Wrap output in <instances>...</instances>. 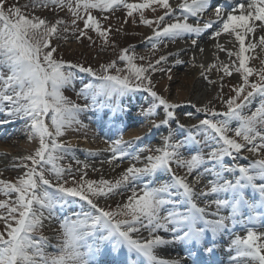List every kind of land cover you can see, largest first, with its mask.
I'll return each instance as SVG.
<instances>
[{"label":"snow or ice","instance_id":"obj_1","mask_svg":"<svg viewBox=\"0 0 264 264\" xmlns=\"http://www.w3.org/2000/svg\"><path fill=\"white\" fill-rule=\"evenodd\" d=\"M157 6L164 10L163 15L155 20L146 19L144 10L155 12ZM22 7L66 9L73 18L72 30L79 33L78 40L81 37L91 40L87 35L90 30L105 38V43L111 29L102 28L100 20L93 15L94 11L100 13L102 19H107L104 13L120 8L126 10L128 17L139 13L140 23L152 28L153 34L146 40L153 52L165 41L175 42L185 35L199 37L202 32L214 27L210 39L216 40L222 34L234 36L239 45L238 51L227 50L220 43H216L215 47L226 51L229 58L235 56L238 66L234 61L219 66L213 63L206 69L203 64L200 65L202 75L204 71L216 69L224 76H231L234 69L242 81L232 89L234 96L221 99L226 111L217 112L207 106L196 109L197 112H204L205 118L198 125H193L195 135L193 130H189L187 139L200 144V137L203 143L211 144L207 157L190 153V158L185 159L180 151L185 143L173 140L170 130L163 140V147L156 148L155 155L146 156V162L141 167L137 166L139 153L126 151L123 147L126 142L121 136V139L110 142L112 156L107 162L111 164L113 160L131 156L136 163L131 164L114 182L103 177L99 180L86 179L87 172L83 171L79 180L73 176L72 186H66L69 180L65 173H70L72 169L70 165L64 168L59 162L72 149L59 142L58 138L65 129L80 124L79 114L88 108V105H78L63 95L62 90L73 81L71 70L75 68L88 73L100 82L98 85H85L77 93L85 99L91 96L94 103L96 97H105L115 104L128 93L148 92L153 104L146 115H155L158 107L164 110V118L159 124L154 123V127L159 128L169 126L176 119L177 105L158 96L152 90L154 85L150 79L151 74L158 70L157 66L166 62L168 56L161 55L154 62L138 65L135 63L137 56L130 54L129 49H123L118 59L124 63V68L117 67L116 61H112L101 65L99 73L91 67L58 60L52 41L60 38V26L65 23L64 20L50 22L36 15L29 17L22 12ZM211 7L212 0H180L177 5L180 15L177 16L169 0H142L138 3L127 0H29L24 5L17 0L7 9L4 0H0V106L5 107L7 115L26 119L31 128L29 139L39 141L33 154L19 158L22 163L18 167L24 171L14 183L0 179V194L8 197L15 194L14 200L0 201V209L7 210L0 213V220L5 223V232L0 233V264H95L96 255L104 248H110L117 255L126 250L129 259L134 254L138 258L135 264H180L176 260L161 258L157 249L180 242L189 245L186 251L190 256L195 247H203L211 257L214 255L213 247L203 244L208 233L215 238L217 234L230 231L229 220L234 221L242 208L247 207L250 212H255L257 207L264 209V58H260L261 67L256 69L249 67L248 61L257 57L246 55L258 46L264 52V36L260 37L259 44H246V37L257 27L264 31V0H238L230 10L215 7L214 19L201 20ZM190 17H196L197 22L189 23ZM78 21L83 22L82 29L78 27ZM63 31L68 32L69 28L65 27ZM191 43L196 45L197 39H192ZM164 46H167L166 43ZM139 59L145 60V57ZM176 63L182 61L177 59ZM112 69L116 70V75L111 74ZM121 72L124 75H120ZM254 74L256 80L250 81ZM253 100L259 102L254 109H250ZM120 111L123 109L116 105L115 112ZM177 127L183 126L177 123ZM243 151L257 158L247 165L235 163L248 159L240 155ZM226 158L234 163L227 164ZM24 161L30 162V166ZM76 163L80 164V161ZM173 163L185 168L186 175L172 173ZM206 163L211 167L205 171L215 179H210L209 190L199 195L203 197L222 192L228 197L213 201L217 211L212 213L198 205L197 194L188 182V177ZM88 167L86 163L82 165L85 170ZM160 170L172 173L170 183L159 186L147 181L142 185L137 183ZM225 173H231L234 179H226ZM201 178L202 175L198 174L194 183H199ZM249 189L258 195V200L255 196L251 199L246 196ZM126 192L131 194L118 202L115 208L107 204L111 197L124 196ZM74 205H79L80 211L64 216L59 224L60 243L54 253H46L47 239L33 236L42 227L45 211L48 218H52L55 209L64 211ZM222 207L231 209L229 216L219 214ZM161 231L170 235L162 236ZM231 250L235 251L234 261L264 264V232L246 229L245 235H235L231 239ZM208 264L213 262L209 260Z\"/></svg>","mask_w":264,"mask_h":264},{"label":"rangeland","instance_id":"obj_2","mask_svg":"<svg viewBox=\"0 0 264 264\" xmlns=\"http://www.w3.org/2000/svg\"><path fill=\"white\" fill-rule=\"evenodd\" d=\"M225 1V0H222ZM129 2V1H127ZM142 2V0H135V3ZM170 2V1H169ZM15 3H17V0H4V7L5 9L13 6ZM18 3L20 5H24L29 3V0H18ZM233 4L226 3L224 6L226 7V10H230L231 6ZM213 6V5H212ZM22 12L25 15H28L31 17L32 15L39 16L41 18L47 19L50 22H55L56 19H62L64 20V24L60 26V38L54 39L52 41L53 47L57 49V51L54 53L55 57L58 60H63L65 62L71 63L73 65H81L83 67H91L93 70H96L99 73V69L101 65H106L108 63H111L112 61H116L117 67L124 68V63L118 59L119 54L121 50L123 49H129L130 54L134 53L136 56H143L145 55L146 48L143 46V38L140 34L145 31V33L149 36H151V32L148 30L147 26L140 23V15L139 13H134L132 17H128L126 15V10L123 8L117 9L115 12H108L104 13V16H107V19H102L101 14L98 12H93V15L97 16V18L100 20V23L102 25V28L104 29H111V31L108 33L107 36V43H105V38L100 37L96 32L88 31L87 35L91 37V40H89L87 37H81L79 40L77 39L78 32H74L71 27L72 22V16L70 13L67 12L65 9L64 11H60L59 9L53 10L51 8H36L33 9L32 7L23 8ZM164 10L159 8L157 6V10L153 12L151 9H145L144 10V17L149 20H155L156 17L163 15ZM51 14L52 18L48 17L47 15ZM168 19V18H166ZM126 21V22H125ZM79 28H83V22L78 21L77 22ZM65 27L69 28L68 32H64L63 29ZM155 27V25H153ZM224 40V42L228 45H230V49H233L235 51H238V43L235 42L234 36H222L220 37V40ZM166 43V47L164 46ZM169 48V44L165 41L164 43L160 44L157 54L154 56H146L145 60H140L137 58L135 63L138 65L146 64L147 62L151 61L154 62L156 59L159 58V56L164 55L165 50ZM141 49V50H140ZM258 49L256 48L254 51H250L248 56H255L256 59H249L248 66L253 67L256 69H259L261 67L260 64V58H264V52L263 56H260L258 53ZM211 57V51H210ZM194 55L193 54H186V61L182 63L180 66L175 69L178 73H176V76H179L180 74H184V67H187L189 64L193 63ZM234 62L238 66V61L236 60V57L234 56ZM213 63H215L217 66L222 64L218 60H214ZM166 62H162L161 65H158V70L153 72L151 74V81L154 87H152V90L157 93L158 96L159 93L157 92V85L159 82V79L163 75L165 71ZM163 69L162 71L159 69ZM73 72V81L71 84H69L67 87H65L63 91V95L66 96L71 102L76 103L78 105L84 106L88 105V108L86 111H83L79 114L78 119L83 122L85 118L93 119H106L109 114V110L111 109V104L107 98L105 97H96L95 103L93 102V99L91 96L88 97V99H85L83 96H78L77 93L81 91L82 88H84L85 85H98L100 82L96 80L94 77L89 75L88 73L79 72L77 69H72ZM216 77V80L214 82H210L209 76L204 75L201 81L207 88H209L208 93V99L207 101L203 102L201 105L196 106L195 103L190 101V99H187L183 104L182 107L178 110V108L175 109V116L176 119L170 122L169 126H161L159 128L153 127L154 132L152 133L154 136L149 138V133H147V139L142 141H135V143L129 147V152L132 154L139 153L140 156V162L137 164V166H143L145 161V157L148 155H155V149L163 147V142H159V140H164V138L167 136L168 132L171 130L173 132V140H179L185 143V147L181 148V154L185 159L190 158V153H200L207 157L208 152L211 150L212 145L211 144H205L203 143L202 138L198 137V139H201L200 144H196L193 141H190L187 139L189 135V130H193V125H198L199 121L201 119L205 118L204 112H197V108H204L207 106L209 109H214L217 112L226 111V107L221 103V99H228L231 96H234L235 93L232 91L234 87L239 86L240 83H242L240 79L239 73H237L234 69L232 70L231 76H224L222 72H218L216 69H213ZM6 74V72L4 73ZM111 74L116 75L117 72L115 69L111 70ZM120 75H124L123 72L119 73ZM205 76L208 78L205 79ZM250 81H255L256 76L255 74L251 76ZM162 97V96H161ZM172 100H168V102L172 103L175 101V95H170L169 97ZM165 99V98H164ZM258 100H253L252 103L249 105L250 109H254L257 104ZM124 103L132 104L134 103V106L129 107L128 111L127 109H123L121 111V114L123 117H131L134 120L133 125L134 127L137 126H143L145 129H147V125L153 126L155 124H159L160 121L164 118V110L162 107H158L155 109V115H146V112L149 108L152 107L153 101L152 97L148 94L146 91H136L128 93L127 95H124L120 97L117 100V105L120 107H123ZM4 120H13V123L19 122L21 123V129L23 132L28 134V131H26L28 121L24 118L17 117V116H9L6 113L5 107L0 106V121ZM131 121V122H132ZM177 123L179 125H182V128L177 127ZM132 123H130L127 126H131ZM235 122L233 123V127H235ZM6 127L0 126V130L2 132L4 131ZM129 127H127L128 129ZM125 129V130H127ZM160 129V130H159ZM105 137L101 136L102 140H105L108 144H110L111 141L116 140V135H109ZM151 134V133H150ZM193 134L195 135V132L193 130ZM229 135H232V133H229ZM106 138V139H105ZM59 139V138H58ZM238 142L243 143L242 140H239ZM38 140V139H37ZM67 146L66 143L62 142ZM39 141L37 143L38 147ZM126 151L127 145L123 146ZM110 149V148H109ZM140 149H144V151H139ZM36 150V149H35ZM77 150V149H76ZM72 150L64 160L60 161L59 163L67 169V167L70 165L72 171L70 173L66 172L65 176L69 180V184L66 186H72L71 179L74 176L77 180H79V177L83 171L87 172L86 179L91 180H99L101 177L104 179L115 181L118 179L125 170L118 171L116 173H113L111 176L104 175L102 173V170L99 169V171H93V168L90 167L89 162L83 157V154L80 151ZM31 155V152H24L22 154L14 155L12 162L9 160L8 156L0 154V179L9 181V182H15L16 178L20 176L24 169L22 167H18L19 164L22 163L21 159L22 157ZM110 155L112 154L108 153L105 154V157H107V161L110 159ZM242 157H248V159H240L236 161L235 163H240L243 165H247L252 160H255L257 157L248 153L247 151H243L240 154ZM14 160V161H13ZM79 160L80 164H77L76 161ZM229 161V162H228ZM115 160L112 161L114 163ZM226 162L229 163V165L233 164L234 162L230 158H226ZM24 163H28L30 166V162L24 161ZM88 164L89 167L85 170L82 168L83 164ZM108 163V162H107ZM127 163L129 165L136 163V161L131 159V156L127 159ZM109 164V163H108ZM5 165V166H4ZM3 166V167H2ZM211 167L210 164H205L201 169H198L192 173L191 176L188 177V182L190 185L194 188V191L200 193L202 191H208L205 190V187L203 185H206L208 183V179H205V177L209 176V172L205 171L206 168ZM77 169H80V171H77ZM98 169V168H94ZM172 173L178 175V176H184L186 175V169L185 168H179L176 166L175 163L172 165ZM172 173H169L165 170L158 171L154 176L150 177H144L141 181H138V184H141L144 181H147L150 184H153L155 186H159L162 183H170L171 182V175ZM202 175V178L199 183H194V177L197 175ZM211 174V173H210ZM213 176V175H212ZM51 179V177H49ZM214 180V179H213ZM53 183L55 181L53 180ZM130 192H126L124 196L116 195L111 197L107 204L110 205L112 208H115L117 203L124 200L127 195H130ZM215 194H210L207 196H203V198H210L209 200L213 201L212 198ZM179 199V197H176ZM15 194H12L11 197L5 196L3 194H0V201H6V200H14ZM205 201V200H204ZM203 201V202H204ZM199 202L202 203V200ZM207 202V200H206ZM101 204L104 205V200L101 199ZM203 206V205H201ZM206 209L210 210L208 205ZM167 207H171V205H168ZM73 208V209H71ZM58 209V208H57ZM57 209L54 210V215L52 218H48V213L45 211L44 216L45 219L42 221V227L37 231L33 233V236L36 238L39 237H45L47 239V245L44 249L46 253H54L56 251V246L60 243V237H61V231H60V221L64 218L57 216ZM69 214H64L65 216H70L73 211L79 212L80 206L74 205L70 207ZM217 209V207H215ZM223 210V209H222ZM221 210V211H222ZM6 209H0V213H6ZM14 226V222H13ZM5 232V223L3 220H0V233ZM161 234L164 232L161 231ZM146 236L147 233H144ZM170 234L164 233V236H169ZM167 244V245H172ZM177 257V256H176Z\"/></svg>","mask_w":264,"mask_h":264},{"label":"bare ground","instance_id":"obj_3","mask_svg":"<svg viewBox=\"0 0 264 264\" xmlns=\"http://www.w3.org/2000/svg\"><path fill=\"white\" fill-rule=\"evenodd\" d=\"M131 3H135V0H127ZM173 10L175 11V14L177 16L180 15V10L177 8L178 3L180 0H169ZM238 0H212V7L207 11V13L201 17V20H209L214 19V9L215 7H223L226 8L224 5L226 3L235 4ZM171 22V21H169ZM189 23L195 24L197 22L196 17H190ZM259 24V22H256ZM148 30L151 32V35L153 34L152 28L147 27ZM215 30V27L213 29H210L208 31L202 32V34L199 37L196 36H187L185 35L183 38H178L175 40V42L166 41L169 44V48L165 50L164 55L168 56V59L166 61V68L159 79L158 85H157V92L159 93L162 98H165L167 101L172 100L170 99V95H175V101L172 102V104L177 105L176 108L178 110L180 107H182V104L187 100L190 99L193 103L196 104V106L201 105L203 102L207 101L208 97V91L209 88L203 84L201 79L204 75H208L210 81L214 82L216 80V75L213 71V69L209 71H204V74L202 75V69L200 65H204L205 69L208 65L213 64L214 60H218L221 63H231L234 61V56L231 58L228 57L226 51H219L216 47V43H220L224 46L225 49L234 51L233 49H230V45L226 44L224 40H220V37L225 36L227 34H222L219 38L216 40L210 39V33ZM143 38V46L146 48L145 53H143L146 56H154L157 54L158 49L153 52L151 50L150 44L147 42L146 37L148 35L143 31L142 34H140ZM264 36V31L261 30L260 27H257L255 29V32L250 34L248 37H246V44L248 42H254L259 44L260 37ZM192 39H197V44L193 45L191 43ZM203 49V51H201ZM257 49L259 50L258 53L260 56H263V52L261 51V48L258 46ZM141 50V49H140ZM211 51V57L210 55ZM186 54H193L194 60L193 63L189 64L187 67H184V74H180L179 76H176L178 66H180L182 63L186 61ZM248 54V53H246ZM141 56H137L139 58ZM179 59L182 61V63L177 64L176 60ZM195 65V66H193ZM171 77V78H169ZM170 103V102H169ZM115 106L116 102L113 105V110L110 114H108V117L106 119H98V118H85L83 122L80 121V124H74L72 127L67 128L64 130V134L59 137V142H64L67 144V147H70L72 150H76L77 152L80 151L83 154V157L89 162L91 168H98L102 170V173L107 176H111L113 173H116L121 170L127 169L130 165L127 163V159L130 157H126L124 159H117L114 163L108 164L107 163V157H105V154H112L109 149V144L101 139V136L107 137L108 133L109 135H116V140L122 139L124 142H126L124 145H127V150L129 152V147H131L135 141H142V139H147V133H149V138L154 136L152 133L154 132V125L148 126L147 129H145L142 125L134 127L133 121L127 122V125L130 123L131 126H124L122 121H125L127 117H123V115L120 112H115ZM134 106V103H124L122 109H127L128 111L129 107ZM12 120H4L0 121V126H5L6 128L2 132L0 130V154L8 156L9 160L14 158L13 156L22 154L24 152H31V154L34 153L35 149L37 148L38 140L36 138L29 139V136L31 134V128L29 127L26 131H28V134L23 132L21 129V123L16 122L13 123ZM123 125V126H122ZM121 127V128H120ZM127 127H129L127 129ZM120 128V129H119ZM127 129V130H125ZM160 130V129H159ZM151 133V134H150ZM140 137L141 139H137ZM106 139V138H105ZM159 142H163V140H159ZM123 145V146H124ZM88 153H93L94 155H88ZM111 158V155H110ZM14 161V160H13ZM5 166V165H4ZM3 167V166H2ZM205 189H209V185H203ZM196 192V191H195ZM247 194L251 196H255L259 199L258 195L254 194L251 189L246 191ZM197 199L198 200H204L203 197H201L198 193ZM211 204V201L209 202ZM213 205H215L214 202H212ZM258 208V207H257ZM60 214H66L68 212V208H66L64 211H60ZM209 213H212L211 211H208ZM244 209L242 208L240 210V215L243 214ZM256 216L257 212H253ZM260 213L264 214L263 211H260ZM231 220H229L228 224L229 227L232 226L234 228L238 227H245L252 225L251 228L254 229L257 232H264V227L262 228L260 226V220L258 218H255L253 220H249L246 223H230ZM258 225V227H256ZM237 234V233H236ZM160 235L164 236V233ZM225 238V236H222ZM231 238H228L229 243L226 245H229V248L231 247ZM219 246V245H217ZM181 246L172 244V245H164L161 246L159 249H157L158 255L161 258L168 259V260H176L179 261L180 264H187L185 260L180 258H172V254L180 252ZM224 249V248H223ZM175 254V255H177ZM235 256V251L231 250L227 254L226 258L229 259V261H234L233 257ZM135 260L138 258L136 256H133ZM96 262V260H95ZM192 262V261H191ZM243 261L236 262V264H244ZM116 264V263H114ZM119 264V262H117ZM131 264H135V262H131Z\"/></svg>","mask_w":264,"mask_h":264}]
</instances>
